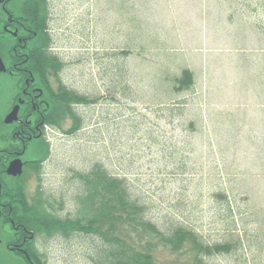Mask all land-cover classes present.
Wrapping results in <instances>:
<instances>
[{
    "label": "rangeland",
    "instance_id": "rangeland-1",
    "mask_svg": "<svg viewBox=\"0 0 264 264\" xmlns=\"http://www.w3.org/2000/svg\"><path fill=\"white\" fill-rule=\"evenodd\" d=\"M24 1L0 4V58L5 65L10 63L8 50L15 42L9 32H14L16 23L11 27L9 24L23 14ZM48 1L51 45L65 66L59 78L69 89L87 98V104L75 107L84 124L81 130L70 132L72 120L66 114L63 118V107L56 105L60 118L65 119L60 123L64 130L43 128L45 137L31 141L21 157L26 163L22 177L7 178L1 170L4 162L9 164L12 158H2L4 152L22 151L18 146V126H7L4 119L22 86L8 73H0V183L11 193L22 185L29 199L42 193L51 212L69 217L75 214L81 193L79 174H87L100 165L112 176L127 180L134 196L146 202V218L164 232L184 227L208 244L232 245L229 253L212 257V264H264V136L241 132L235 141L233 136L228 140L229 131L235 128L231 124L221 128L224 134L213 135V114L200 108L206 101L201 99L200 103L195 93L172 99L165 94L163 82L155 74L161 71L153 67L154 50L147 49L145 43L148 35L156 34L154 21H158V31L171 30L173 10L166 8L164 2L154 3L152 7L160 11L161 18L151 16L149 25L135 22V29L129 21L131 9L121 3L125 0ZM142 1L145 0H139ZM260 1L264 5V0ZM2 7L8 12L3 13ZM32 9L35 8H27L24 14L33 25L42 28L44 17H36ZM139 13L146 16V8L137 9ZM245 16L258 18L264 25V14ZM29 18L22 17L24 22H29ZM194 23H185L183 28L171 32L170 44L176 45L177 50L184 49L186 56H175L176 63L171 60L170 67L184 63L195 70L200 68L197 48L202 36L210 32L199 30ZM262 35L264 28L247 30L243 25L236 38L239 46L245 47L242 53L252 49L251 60L230 63L210 55L204 73H215L217 81L225 68L231 69L227 76H236L237 84L246 74L264 79ZM179 38L185 43L181 44ZM129 42H133L135 49L131 55L122 54ZM47 56L40 54L42 58ZM156 60H160L159 56ZM220 61L225 62L224 66ZM57 85L59 81L57 84L52 79V87L57 89ZM244 89L248 94L246 100L244 92L235 95V99L253 105V88ZM62 95L64 102L70 100L69 95ZM162 97L169 107L184 99L189 103L183 110L162 113L163 109L153 106ZM256 118L249 116L242 130L256 127ZM250 137L256 140H248ZM35 160L42 165H33ZM115 223L113 236H124L131 246L150 254L158 264H189L196 257L190 244L172 249L157 243L152 236ZM102 229L109 230L110 225L105 224ZM20 243L12 227L1 218L0 264L26 263L10 250ZM102 244V238L95 233H74L70 237L38 236L24 249L39 252L44 264H95Z\"/></svg>",
    "mask_w": 264,
    "mask_h": 264
},
{
    "label": "crops",
    "instance_id": "crops-1",
    "mask_svg": "<svg viewBox=\"0 0 264 264\" xmlns=\"http://www.w3.org/2000/svg\"><path fill=\"white\" fill-rule=\"evenodd\" d=\"M159 2H164L166 8L173 10L170 16L171 23L169 28L171 30L158 31V21H154L158 33L155 30L156 34L154 36L148 35L150 38L146 41L145 45L147 49L154 50L153 55L155 59L153 60V67L161 71L155 74L163 82L164 88L166 89L165 94L172 99L178 98L186 93H195L200 103H202L201 99L206 101V103H202L200 108L204 111L209 109L211 114H213L211 115L213 116V135L224 134L221 128L226 124H231L235 128L229 131L231 135L228 137V140H231L230 137L233 136L234 138L232 140L235 141L237 133L241 132L251 136L254 134L264 136V79L261 76L253 77L252 75L246 74V77L242 78L239 84H237L238 79L235 78L236 76L230 78L227 76L231 69L228 70L225 68L221 72L222 77H219L217 81L214 80L215 73L211 74L209 70L208 75L204 73V64L208 60H211L207 59L210 55H214L216 58H222L221 61L225 59L226 61H230V63L251 60V57L254 56L251 53L252 49L249 48L247 53H242L245 47L239 46V41L236 37L239 35L243 25L247 30L258 31L264 28V25H261L258 18L245 16L264 14V5L255 4L257 3L255 0H145L142 2H139V0H125L121 3L126 7L129 6V9H131L132 15L129 16V21L133 23V27L136 29V23L138 22L149 25L152 22L151 16L156 20L161 18L160 11L152 7L154 3ZM139 4L145 5L146 16L145 13L137 14V9L144 10L138 8ZM114 5H116L115 2ZM116 6L115 10L118 11ZM132 10H135V12H132ZM196 22L199 23L197 24ZM185 23L188 25L194 23L199 30H209L210 32V35L202 36L198 47L199 49L197 48V54H199L198 62L200 65L198 70L184 63H179L174 68L170 67L171 60L172 64L176 63L175 56H186L184 55V49L183 51L182 49L177 50L176 45H172L169 42L171 32L183 28ZM261 38L264 40V35ZM180 40L181 38H179L181 44L185 43ZM127 46L129 47L130 53L136 47L133 42L127 43ZM213 46L216 47L213 48ZM137 52L141 54L140 50ZM170 52L173 53L172 57L169 56ZM157 56H159L160 60H156ZM224 63L221 62V66H224ZM187 69L193 73V84L190 88L180 90L179 80L182 72ZM254 83L256 88L254 87ZM245 86H251L253 88L250 94V101L253 105L241 104V100L239 101L238 98L237 100L235 99V95L238 96L240 93L243 95L244 92L246 96L243 100H246L248 94L246 89H244ZM164 100L162 97V101H157L153 105L156 109H163L161 110L162 113L166 110L172 111V113L176 109L183 110L186 107V103H189L184 99V102L180 101L178 105L169 107L168 103L164 102ZM179 115H176V117H179ZM249 116L257 117L253 120L256 127L244 131L241 126L246 123V119ZM190 125L193 126L194 123H190ZM224 139L226 140V138ZM248 140H256V138L250 137Z\"/></svg>",
    "mask_w": 264,
    "mask_h": 264
},
{
    "label": "trees",
    "instance_id": "trees-1",
    "mask_svg": "<svg viewBox=\"0 0 264 264\" xmlns=\"http://www.w3.org/2000/svg\"><path fill=\"white\" fill-rule=\"evenodd\" d=\"M37 9L40 10L39 6ZM37 9H33L36 17ZM49 56L56 62L57 71L62 69L63 65H60L54 56ZM184 74V78L189 81L183 87L189 88L191 76L188 72ZM62 93L70 96V100L65 101L68 106L88 103L86 97L69 90H62L63 97ZM72 116L76 123L70 132H76L82 128L84 121L75 113ZM54 125L58 123L54 122ZM37 172L39 173L40 169ZM78 182L81 185V193L77 196V209L75 214L69 217L57 216L51 212L50 205L46 203L47 200L42 193L36 195L34 199H29L21 185L15 187L13 194L8 187H4L0 199L8 204L5 207L7 212L11 205V219L19 228V233H15V237L21 235L23 230L33 233L34 237H70L74 233H95L103 240L95 264H158L150 254L136 250L133 244L131 246L124 236H113L116 221L136 233L152 236L157 243L172 249H180L190 244L196 251V257L189 264H212L210 262L212 257L232 250L230 244H208L197 233L184 227L164 232L146 218V202L134 196L127 180L112 176L100 165L87 174H79ZM5 217L6 215L4 219ZM4 222L8 223V220ZM105 224L110 225L109 230L102 229ZM27 252L36 264H44L39 252L32 249Z\"/></svg>",
    "mask_w": 264,
    "mask_h": 264
},
{
    "label": "flooded vegetation",
    "instance_id": "flooded-vegetation-1",
    "mask_svg": "<svg viewBox=\"0 0 264 264\" xmlns=\"http://www.w3.org/2000/svg\"><path fill=\"white\" fill-rule=\"evenodd\" d=\"M25 5H27L26 2L23 3V6ZM22 17L25 16L23 15ZM22 17L16 21L14 30L17 34V36H15L16 44L14 51L17 52L19 50V52L13 58H10L9 66L12 67V70L8 72L9 75L17 79L18 84L22 86L21 96L15 103L16 105L19 103V100L23 101L19 112V120L16 123L19 128L17 137L20 144L18 145L21 147L20 151L22 152L14 151L11 154H9V151L4 152L5 154H3L2 158L6 160V157H10L12 158L11 161L21 158L31 141L44 138V125L50 121V118L54 117L53 112L48 113L46 111L50 108V104L47 103L49 101V96L46 92V85L50 83L49 79H51L50 75L53 69L52 62L54 60L49 56L42 58L39 54L31 50L33 47L30 46V44L34 42L38 34L36 32L34 33L30 22H24ZM9 25H13V23ZM43 76L46 80H44ZM25 113L28 114V117ZM4 165L6 167L9 164L8 162H4ZM25 166L26 163L24 167ZM1 171L6 172V168ZM0 209H2V207H0ZM9 220L11 219L9 218ZM24 244V247L21 248L23 251L26 250L24 249L26 243ZM17 251L20 252L19 250Z\"/></svg>",
    "mask_w": 264,
    "mask_h": 264
},
{
    "label": "water",
    "instance_id": "water-1",
    "mask_svg": "<svg viewBox=\"0 0 264 264\" xmlns=\"http://www.w3.org/2000/svg\"><path fill=\"white\" fill-rule=\"evenodd\" d=\"M0 66H1L0 70L5 71V67L3 66L1 61H0ZM18 109L19 107L17 106V108L14 109L13 112L6 118L5 120L6 124H11L17 120ZM22 168H23L22 162L20 160H15L10 164L7 172L9 175H12L14 177L20 176L22 174Z\"/></svg>",
    "mask_w": 264,
    "mask_h": 264
}]
</instances>
